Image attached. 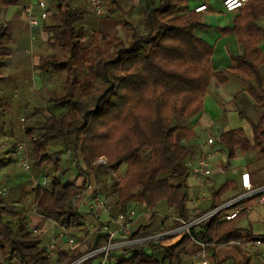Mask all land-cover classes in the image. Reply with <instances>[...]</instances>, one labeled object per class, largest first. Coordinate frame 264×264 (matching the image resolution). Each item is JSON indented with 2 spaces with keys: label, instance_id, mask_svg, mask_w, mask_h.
<instances>
[{
  "label": "trees",
  "instance_id": "obj_1",
  "mask_svg": "<svg viewBox=\"0 0 264 264\" xmlns=\"http://www.w3.org/2000/svg\"><path fill=\"white\" fill-rule=\"evenodd\" d=\"M19 1L0 0V8ZM75 1L49 2L43 31L55 45L45 57L38 55L42 81L37 90L45 89L47 95L43 107L32 108L24 129L29 167L46 179V185L41 192L28 187L18 203L32 195L38 214L61 229L81 231L83 218L70 205L80 190L76 180L79 174L96 176L103 171L111 181L101 191L102 199L109 200L111 218L129 207L138 213L155 211L150 217L137 218L130 228L128 239L146 241L111 255L107 264H182L195 243L225 246L239 240L241 230L235 222L243 212L231 221L221 220L218 213L170 246L161 244L164 239H149L177 226L173 221L165 227V220L155 218L160 206L172 210L175 219L189 218L186 180L190 172L186 165L201 157L189 143L193 136L190 120L200 113L211 79L220 85L228 80L236 82L251 100L248 107L235 109L238 118L249 124L250 140L240 127L217 135L226 160L253 153L252 161H264V85L259 72L264 55L257 45L262 31L254 23L264 12V1L248 0L231 26L218 28L220 35L233 33L240 47V53L231 57V65L218 71L210 65L212 47L194 32L209 26L192 10L189 0H143L140 31L129 24L130 39L125 40L101 28L96 32L99 39L88 47L82 45L88 30L85 11ZM204 1L194 0V5ZM101 4L108 11L120 5L119 0H101ZM12 31L10 21L0 22V69L10 54ZM47 77L53 78L52 86L44 82ZM238 94L231 99L236 100ZM3 105L0 96V108ZM9 146L16 162L14 142ZM99 159L104 160L103 166L96 163ZM121 167L124 170L119 177ZM238 192L235 184L226 180L211 191L209 207L194 216ZM229 193L234 194L224 198ZM94 195L99 196L96 190ZM18 203L8 196L0 198L2 262L69 264L85 252L62 248L53 259L47 258L42 239L29 227L30 210ZM247 238L253 239L250 235ZM101 245L104 237H99L94 247Z\"/></svg>",
  "mask_w": 264,
  "mask_h": 264
},
{
  "label": "crops",
  "instance_id": "obj_2",
  "mask_svg": "<svg viewBox=\"0 0 264 264\" xmlns=\"http://www.w3.org/2000/svg\"><path fill=\"white\" fill-rule=\"evenodd\" d=\"M25 1L26 0H20L18 4L11 5V6L19 5L18 12L16 11L14 13H10L8 9L11 8V6L0 8V22L10 21L13 33L17 34V32H19V26L21 25L20 28H22L21 30H22V36H23L22 37L23 48L26 43V38L28 36V28L21 19L20 6ZM49 2L50 0H47L48 9H49ZM188 3H191L190 6L192 7L194 5V0L192 1L189 0ZM119 4H120L119 8L114 9L118 13L120 12V10H123V8H126V10H128L130 13H137L141 11V9L144 6L143 0H119ZM204 4L206 5V9L205 11L199 13L201 15L206 14V11L208 10L207 4L205 2ZM248 9H252V7L248 6ZM230 13H233V16L231 17V21L229 23H226L225 25L208 24L204 22L202 19V21L206 25H208L209 28H203V29L198 28L194 30L195 34L198 37L203 39L208 45L212 47V53L210 56V65H211L212 70L214 71H218L225 67H229L231 65V57L238 55L240 53V47L236 41L235 35L233 33H227L224 35H220L219 30H218V28H221V27L231 26L233 19L236 15H238L239 10L233 11ZM107 15L108 14H106V16ZM104 16L98 18V22H99V19L103 18ZM46 22H48V17L40 24V26L32 28L29 31L31 35L33 36V43L35 47H39L42 44V42L46 40H49L50 42L53 41V44L55 43V41L52 38H50L46 32L43 31V24ZM254 23L256 27H258V29L262 31V36L258 39L257 45L264 55V12L257 20L254 21ZM12 47L16 48L17 45L12 44L11 49ZM17 50H19L18 47H17ZM25 61L22 55L14 53V52H10V54L6 57V64L0 69V96L4 100V105L2 108H0V110L3 109V115L0 116V123L2 125L0 127V187L7 189L8 197H11L12 202H14L15 204L18 203V199L21 197V194L23 191L27 190V193H28V186L26 185V188H25L24 175L19 170L16 162H14V159L12 157L13 156L12 149L9 148L11 147L9 145L15 142V140L19 137V133H20L17 122L14 123L13 121L14 115H15L14 113H16L19 109H21V106L23 105L22 101L26 93H31L30 90H36V88L39 89L40 87L39 74L41 73L39 69L36 70V73L34 71L30 72V69H29L30 65L27 66V64H25ZM259 72H260L262 82L264 85V63L260 66ZM207 90L208 92L212 90V92H214L216 96L221 97L222 95L223 97L228 99L227 100L228 102H233L234 109L248 107L251 103V100L245 94L244 89L239 87L236 82H233L231 80H228V82L224 83L223 85H220L216 83L214 79H211L209 81ZM236 91H239L238 98L236 100L235 99L232 100L230 97V94L235 93ZM218 93H220V95ZM205 96L206 94L203 96V99ZM212 98L214 99L215 107L217 106L216 108H218L219 110L220 109L219 104L216 103L217 99H215V96H212ZM203 99H202V103H203ZM9 111H11V115H9ZM199 114L197 116H194L190 120V123L192 125L191 129L193 133V136H192L193 138L191 137L189 139V143L195 146L201 153L208 154V160L210 164V163L215 162L213 161L214 152L212 151V148H210L212 145L208 147L205 143L203 144V143L196 142V134L194 132V125L195 123H197V120H198L197 117L198 118L200 117ZM219 121L220 119L217 120V122ZM244 133L246 137L250 140L251 130L248 133L247 132H244ZM207 137H209V135ZM184 143H185V139H184ZM222 150L223 149H219V151H222ZM224 158H225V154H224ZM8 159L11 160V162H9ZM245 159H246V156L242 157V164L240 167H238L239 170L237 169L236 174L233 175L231 178L227 179L233 182L236 188H238V190H239V187H238L239 176L240 174L244 172L248 174L250 182L253 186H259V185L264 184V161L257 162L256 165L254 164L255 166L247 167ZM248 159L251 160L252 157L249 156ZM223 160L221 162H218L221 164L222 167H223L222 165ZM220 174H221V170H220ZM76 183H78L77 180H76ZM213 190H215V188L211 187L210 191H213ZM188 197L190 198V195H188ZM204 200L205 199L202 195H201V200L198 202L196 201L192 202L193 200L190 199L191 201L190 208H193L194 210L198 211V209H200L201 202H203ZM21 202L18 204L19 206L22 207L25 203L22 202L23 203L22 205ZM256 204L257 203L252 202V201L248 202L247 206L249 209L246 211H243V213L239 215V217L236 219V222H235V227L241 230L240 234H244L246 237L250 235L253 237V239L258 236L264 237V231L263 232L259 231L257 226H254V225H258L257 224L258 221L256 217L254 218L253 216H249L250 215L249 212L251 211L252 206ZM257 205H264V203L257 204ZM97 215L99 218V223L107 224V226H109L111 230L114 229L113 225L107 222L106 216L109 217V214L99 211ZM47 223L50 224L49 227L51 229H55L58 231V237H59L61 234V231L58 227H55L52 224V222L48 220H42V218L38 216H33V215L31 216L30 213L28 214V224L32 231L33 229L36 228V225L38 224L41 229H45V226L47 225ZM249 224L253 225L254 228L253 227L250 228ZM255 239H259V238H255ZM177 241L178 239L167 241L166 244H164V246L173 245ZM86 242H89V240L87 239L85 243ZM63 245H65L64 240L61 241L60 245H58L57 247L59 249H62L60 247H62ZM79 248L84 250L85 246L79 247ZM197 250L198 249L196 245L194 247H189L187 250V255L184 257V259L192 262L193 260L189 257V255L196 252ZM203 253L207 261L210 264H227V263L229 264L231 263L233 264H255V263L264 264V245L256 249H253V250L248 249L245 246L237 247V246H223V245L221 246L208 245L206 249L203 251ZM53 256H55V253Z\"/></svg>",
  "mask_w": 264,
  "mask_h": 264
},
{
  "label": "built area",
  "instance_id": "obj_3",
  "mask_svg": "<svg viewBox=\"0 0 264 264\" xmlns=\"http://www.w3.org/2000/svg\"><path fill=\"white\" fill-rule=\"evenodd\" d=\"M248 0H220L222 10L225 13H230L237 11L242 8ZM86 4L89 6L92 14L96 18H100L107 13L106 8L101 4V0H85ZM206 5L204 3H198L192 6V10L196 13H201L205 11ZM20 16L24 24L28 28V48L25 53L32 57L31 47L34 45L33 36L29 32L32 28L40 26V24L48 16L47 0H26L20 6ZM24 119L20 118V122ZM205 144L210 147L212 144L211 137L206 139ZM26 140L22 136L18 142L14 144V156L16 158V164L19 170L23 173L25 181L29 184L30 190H36L41 192L46 185V179L44 177L35 178L31 172L27 157L26 150ZM187 168L189 169L190 175L197 181L199 185H204L210 175L209 163L202 156L193 163H188ZM77 182L80 185V190L78 194L71 200V209L77 211V203L83 205L88 214L91 216L90 221L83 220L84 232L76 229H61L55 222L43 217L36 212V204L31 205L30 215L38 216L42 220H48L52 222L55 227H58L61 231L60 238L65 237L64 244L67 250L72 251L75 248L84 247L85 241L88 239L90 245L85 248V252L76 260L69 264H81L86 260H93L92 264H107L109 258L113 254H120L121 250L124 248H130L139 243H143L146 239H128L130 228L133 222L144 215V213L138 214L136 211L129 207L124 210L123 213L117 214L114 218L109 216L108 223L113 225L114 229L111 230L107 224L99 223V218L97 213L99 211L108 214L110 208L108 202L105 199L94 195V185L90 176L81 175L77 178ZM239 192L237 195L233 196L229 200L225 201L221 205L203 212L198 216H192L186 220L174 219L177 222V226L166 230L160 234H157L150 238L149 240L164 239L161 242L162 245L166 244L167 241L173 239H179L182 236H189V232L192 228L199 226L200 224L207 221L210 217L220 213L221 220L231 221L235 219L241 212L248 210L247 203L255 202L257 204L264 203V184L259 186H253L250 182L247 173H242L239 176ZM8 196L7 189L0 187V198L5 199ZM201 200V194H198L194 201L198 202ZM33 232L42 239L45 232L41 229L39 224L33 229ZM82 233L81 238L77 241L73 238L71 234ZM99 237H104V245L94 247ZM43 247L47 258L52 259L59 248L54 247L51 241L43 242ZM197 251L190 254L189 257L194 261L193 264H210L203 251L208 245L202 243H195ZM264 245V241L260 239H248L244 234H240V238L237 241L229 242L225 246H245L248 249H256Z\"/></svg>",
  "mask_w": 264,
  "mask_h": 264
},
{
  "label": "rangeland",
  "instance_id": "obj_4",
  "mask_svg": "<svg viewBox=\"0 0 264 264\" xmlns=\"http://www.w3.org/2000/svg\"><path fill=\"white\" fill-rule=\"evenodd\" d=\"M75 2L79 3L82 6V8L84 9L85 21H86V24L88 26L87 36H86V38H84V40L82 42L83 47H88V45L91 46L93 44V42H96L97 39H99V34H96V32L99 31L101 28L103 30H105L106 33H109L110 35L116 34L118 37H121L125 40L130 39L131 32L127 28V27H129L128 26L129 24L134 25V27L136 28L137 31H140L142 29L140 11L137 13H130L128 10H126V8H123V10H120V12L118 13L114 9L111 11H108L106 9L108 12L107 17L105 19H99V22H98V18H96L92 14L89 6L86 4V2L84 0H76ZM204 2L208 6V10L206 11V14L202 15V17H203L202 19L204 22H206L208 24H212V25L213 24L214 25L215 24L225 25L226 23H229L231 21V17L233 16V13H224L222 10V6L220 4V0H205ZM8 10L10 13H14L16 11L18 12L19 11V5L11 6V8H9ZM105 16H106V14H105ZM123 22H126L128 24H124ZM20 27H21V25L19 26V32H17V34L13 33V39L9 45L10 52H14V53L22 55L24 61L26 60L25 64H27V66L30 65V68H29L30 72L34 71L36 73V70L39 69L38 68V61H39L38 55H41L43 57L45 54L51 52L50 48L54 47L55 43L53 44V41L50 42L49 40H46V41L42 42V44L39 47H35L34 45H32V47H31L32 57H30L31 55L28 56L25 53V51L28 48L27 38H26V43L24 45V48L22 46V37L23 36H22V30H21L22 28H20ZM12 44L17 45L19 50H17V47L16 48L12 47V49H11ZM100 44H102V42H100ZM85 50L81 53L82 58L86 55L87 51H85ZM52 79H53L52 77H50L49 79L47 77L43 80L47 85L52 86L53 85ZM40 80L42 81V79H40ZM37 90H38V88H36V90H30L31 93H26V95L24 96V99L22 101L23 105L21 106V109H19L16 113H14L15 115H14L13 121H14V123L17 122V124L19 126V132H20L19 137L15 140L14 144L16 142H18V140L22 136L26 140V137L24 134V129H25L26 124L28 123L29 113L31 112L32 108L34 106H40V107L44 106V101H45L47 92L45 89L41 90L40 92H37ZM218 94L220 95V93H218ZM233 94L234 93L230 94L231 98H232ZM212 96H215V99H217L216 103L219 104V108H220L219 110H218V108H216L217 106L215 107L214 99L212 98ZM227 100L228 99H226L222 95H221V97H219V96H216L215 93L212 92V90L210 92H208V90H207L206 96L203 99L202 109H201L200 114H199L200 117L199 118L197 117V119H198L197 123H195V125H194V132L196 134V142L204 144L205 140L208 138L207 136L209 135V137H211V139H212L211 145L212 146L210 148H212V151L214 152L213 161H215V162L209 164L210 175L208 177L207 182L204 185H199L197 183V181L191 175H189V177L186 180V185L188 188L187 193H188V195H190V198L188 197V202L186 203V208H187V212L189 214V218L194 216L195 214L197 215V213L202 212L209 207L211 187H214L215 189H217L223 182H225L227 179H229L233 175H235L238 167H240L242 164V157L243 156H238L235 159L226 161L224 158V154H225L224 150L219 151V149H222V148L217 145L218 144L217 143V135L222 130H225L228 128L240 127V128H242V130H244V132L248 133L250 131V127L247 124V122L245 120H241L238 118L236 111L234 109V106H233L234 103L228 102ZM2 115H3V109L0 110V116H2ZM9 115H11V111H9ZM20 118H23L24 121L20 122ZM218 119H220L219 122H217ZM186 139H187V137H186ZM26 150H27V148H26ZM253 155H254L253 153L252 154L249 153L246 155V157L247 156L253 157ZM201 156L205 160H207V162L209 163L208 154L201 153ZM27 157L29 159L28 151H27ZM223 158H224V160H223ZM222 160H223V163H222L223 167L221 166L220 163H218V162H221ZM96 163L99 166H103L104 160L99 159L96 161ZM246 163H249L247 165V167H249V166H255L257 162L252 161V160L250 161L247 159ZM123 170H124L123 167H121L119 169V171H118L119 177L122 176ZM220 170H221V174H220ZM30 172L35 178L38 177L32 169H30ZM90 177L93 181L94 190L97 191V193L99 194V197L103 198V194L101 193V191H103L104 188L107 189L111 183L109 175H107L103 171H100V172H97L96 176L90 175ZM25 183H26V181H25ZM26 184L29 187V184L28 183H26ZM25 188H26V185H25ZM197 194H201L205 199L203 202H201L200 209H198V211L194 210L193 208H190V202H191L190 199L193 200L192 202H195L194 198ZM233 194L234 193L226 194L224 196V198L227 199V198H229V196L231 197ZM106 201L109 204V200H106ZM23 203H25L23 206L26 208V210H31L32 195H30L27 198V200L25 199L23 201ZM188 203H189V205H188ZM188 208H190V209H188ZM109 211H110V209L108 210V213H109ZM77 212H78V214H80L82 216L83 220H85L87 222L91 220V216L88 214L86 208L83 205H80V203H77ZM152 212H155V211L147 210L145 212H139V213L136 212V213H138V214L144 213L146 215H143V216H145L144 218H146V217H150L152 215ZM249 213H250L249 216H253L254 218L256 217V219L258 221L257 222L258 225H254V226H257L258 230L263 232L264 231V205H257V204L253 205L251 208V211ZM155 214H154V216H156L155 218L165 220V223L163 225L165 227L170 226L176 217L174 215V213H172V210H166L162 206L157 208ZM106 219L108 221L109 217L106 216ZM157 219H156V221L158 222ZM245 220H246V218H245ZM49 225L50 224L47 223V225L45 226L46 230L44 229L45 232H44L43 237H42L43 242L46 243L48 241H51V243L54 245V247H57L58 245H60L61 241H63V240L65 241L66 238L65 237L59 238L58 237V231L55 229H51L49 227ZM249 225H250V228L251 227L254 228L253 225H251V224H249ZM80 230L84 232V229L81 228ZM72 233L73 234H71V235L73 236L75 241H77L81 238V235L79 233H74V232H72ZM83 245L85 246V248H88L90 243L86 242ZM60 248L67 249V247L65 245H63ZM253 262H254V260H253ZM0 264H10V263H5V262H2L0 260ZM182 264H193V261L190 262V261L184 259L182 261ZM231 264H233V263H231Z\"/></svg>",
  "mask_w": 264,
  "mask_h": 264
}]
</instances>
